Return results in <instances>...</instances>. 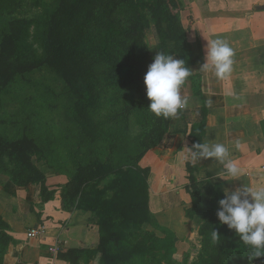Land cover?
Listing matches in <instances>:
<instances>
[{
  "label": "rangeland",
  "instance_id": "rangeland-1",
  "mask_svg": "<svg viewBox=\"0 0 264 264\" xmlns=\"http://www.w3.org/2000/svg\"><path fill=\"white\" fill-rule=\"evenodd\" d=\"M176 2L173 11L184 29L185 39L180 44L173 41L170 44L177 50L174 58L185 60L191 69L197 47L191 43V32L186 30L182 18L184 3L187 4L188 0ZM57 5L58 0H0V47L5 33H11L15 27L27 22L29 34L25 41L29 45L28 53L34 56L40 54L42 44L37 39L41 34L37 33L35 26ZM131 16L132 12L125 5L106 8L100 13L101 19L98 20L95 14L89 17L87 28L92 32L104 20H110L120 27L127 26ZM149 17L151 26L145 33V41L149 46L147 55L153 63L158 53V36L152 15L149 14ZM113 53L114 60L118 61L130 55V50L124 44L117 43L113 46ZM89 67L92 73L91 89L86 92H91L95 98L90 104L79 102L76 89L47 64L27 72L8 85H0V136L7 140L33 138L40 148L34 161L45 177L40 183L19 185L14 177H17L20 168L8 152L0 153V216L8 223L4 230L0 228V253H4V264L5 257L11 255V248L14 259L10 262L22 264L24 256L30 254L36 243L43 247L38 248H45L50 255L61 259L65 255L69 258L74 253L72 248L98 245L102 228L91 221L94 213L86 207L83 194L71 196L63 192L80 165H90L96 161L109 164L111 171L135 166L149 172V220L135 228L120 227L118 230L127 235V241L136 242L153 234L154 238L164 243L171 238L173 244L168 250H160L154 256H137L135 264H203L207 257L205 238L201 233L205 220L195 213L191 216L189 212L195 206L197 193L205 194V204L207 201L219 208L218 201L224 197L217 193L214 184L220 182L213 179L209 172L199 173L190 160L182 161L179 158L180 147L188 145L187 135L178 132L185 128L179 114L174 119L159 120L152 128L141 125V94L138 87L144 86L146 89L144 77L148 67H141L134 73L131 82L121 86L105 81L110 65L91 63ZM195 76L192 74L183 86L182 95L187 98V89H197ZM189 107L188 104L185 110ZM194 116L202 117V112L195 111ZM201 132L197 133V138ZM193 141L199 142L196 139ZM113 173L99 181V187H104L117 177ZM99 178L100 175H97L94 183ZM230 180L232 182L221 181L223 193L224 189L231 191L243 185L252 186L249 182L237 184L232 178ZM208 185L212 186L211 195L206 194ZM259 185L264 186V176ZM89 188L86 186L87 190ZM53 190L56 191L54 198L45 200V196ZM48 204L51 205L49 207L54 205L56 209L73 214L76 227H69L68 220H58L56 228L60 230L59 234L51 236L52 229L49 232L48 226L53 216L50 212L46 213ZM38 226L45 228L43 233L30 238V228ZM52 228L55 226L52 225ZM46 232L48 236L44 238L48 244L41 238ZM62 239L69 243H63ZM66 261L69 264H86L79 255ZM87 264H103L102 257L97 255ZM230 264H249V260H233ZM253 264H264V257L257 258Z\"/></svg>",
  "mask_w": 264,
  "mask_h": 264
},
{
  "label": "trees",
  "instance_id": "trees-1",
  "mask_svg": "<svg viewBox=\"0 0 264 264\" xmlns=\"http://www.w3.org/2000/svg\"><path fill=\"white\" fill-rule=\"evenodd\" d=\"M176 4V0H58L57 8L35 26L37 33L41 34L37 39L42 44L40 54L34 56L28 53L30 49L25 37L29 34V23L25 22L23 26L15 27L13 32L5 33L0 47V85H8L27 72L47 64L76 89L79 102L90 104L95 99L91 92H86L91 89V63L110 65L105 81L117 86L131 82L136 71L152 63L147 55L149 46L145 41V33L151 26L149 14L152 15L158 36V52L175 56L177 50L170 41L180 44L185 39L184 29L173 11ZM121 5L132 12L127 26L120 27L110 20H104L89 32V17L95 14L99 20L104 9H114ZM117 43L124 44L130 50V55L115 61L113 46ZM138 90L141 94V125L152 128L163 118H157L148 110L150 100L145 87L139 86ZM179 115L185 128L178 132L187 134L188 111L183 110ZM6 152L20 168L17 177H14L19 185L26 186L44 180V173L34 161L40 148L33 138L7 140L0 136V153ZM111 168L109 164L98 161L80 165L67 183L63 192L71 196L83 194L86 207L94 213L91 221L101 226L102 235L98 245L72 248L74 253L69 258L68 255L63 256V260H71L79 255L87 264L100 255L103 264H135L137 256H154L156 252L168 250L172 246L171 238L164 243L154 238L153 234L136 242L127 241V235L118 230L120 227L135 228L149 220V172L147 169L130 166L127 169H113V173ZM112 173L117 174V177L104 187H99V181ZM97 175H100V180L94 183ZM211 185L207 186V195L212 194ZM86 186H90L89 190ZM221 187V183L214 184L217 193L224 197ZM55 193V190L51 191L45 200L53 199ZM195 198V206L189 214L194 216L195 213L205 220L201 227L207 250L203 264H230L233 260L248 259L249 250L235 230L220 223L216 215L218 208L207 201L205 204V194L197 193ZM7 226V221L0 216V228L4 230ZM214 230L219 234L216 241L212 238ZM4 234L9 239L7 233ZM3 254L0 253V264H4Z\"/></svg>",
  "mask_w": 264,
  "mask_h": 264
},
{
  "label": "crops",
  "instance_id": "crops-1",
  "mask_svg": "<svg viewBox=\"0 0 264 264\" xmlns=\"http://www.w3.org/2000/svg\"><path fill=\"white\" fill-rule=\"evenodd\" d=\"M184 5L183 23L191 32V43L197 47L191 69L198 85L197 89H187L191 106L187 109V127L190 128L186 134L188 145L180 147L179 158L190 160L189 148L197 143H222L228 147L230 158L237 161L242 169L237 180L232 178L233 182L238 184L243 181L260 186L264 176L261 168L264 163V0H188ZM213 39L224 40L235 52L233 72L226 80L218 79L212 70H200L205 62L208 40ZM195 111H201L202 117H195ZM195 139L199 142H194ZM236 141L241 143L239 149L235 147ZM191 164L197 167L199 173L209 172L217 182H232L231 177H217L223 166L212 159ZM50 204L46 213L50 212L53 216L48 226L49 232L52 229L51 236L59 234L60 230L56 228L58 220H68L69 227H76L73 214L56 209L54 205L49 207ZM46 235L47 232L41 237L45 243ZM66 242L68 240H63V243ZM36 245L30 254L24 256L22 264H69L50 255L45 248L41 249V244ZM12 258L14 252L11 248V255L5 257V264H14L10 262Z\"/></svg>",
  "mask_w": 264,
  "mask_h": 264
},
{
  "label": "clouds",
  "instance_id": "clouds-1",
  "mask_svg": "<svg viewBox=\"0 0 264 264\" xmlns=\"http://www.w3.org/2000/svg\"><path fill=\"white\" fill-rule=\"evenodd\" d=\"M234 56V49L224 40H208L205 62L200 70H212L218 79L226 80L233 72ZM192 74L185 60L159 51L144 77L150 100L148 110L157 118H176L188 107L189 100L182 95V89ZM235 147H241L240 141H236ZM189 149L193 163L212 159L221 164L223 171L217 174L219 178L227 176L235 180L242 174L237 161L230 158L228 147L222 143H197ZM224 193V198L218 201L216 215L221 224L235 230L249 250V264H253L257 258L264 257V186L243 185L231 191L224 189ZM212 238L213 241L218 240L217 231H213Z\"/></svg>",
  "mask_w": 264,
  "mask_h": 264
},
{
  "label": "built area",
  "instance_id": "built-area-1",
  "mask_svg": "<svg viewBox=\"0 0 264 264\" xmlns=\"http://www.w3.org/2000/svg\"><path fill=\"white\" fill-rule=\"evenodd\" d=\"M262 170L264 171V163L262 164ZM45 228H42L41 226H38V227H32L30 228V231L28 232V236L30 238H35L37 236H39L40 234L43 233Z\"/></svg>",
  "mask_w": 264,
  "mask_h": 264
}]
</instances>
